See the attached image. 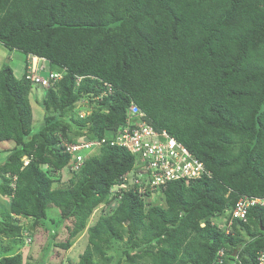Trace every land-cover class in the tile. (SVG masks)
Instances as JSON below:
<instances>
[{
    "label": "trees",
    "instance_id": "trees-1",
    "mask_svg": "<svg viewBox=\"0 0 264 264\" xmlns=\"http://www.w3.org/2000/svg\"><path fill=\"white\" fill-rule=\"evenodd\" d=\"M0 44L45 59L44 75L65 72L50 88L36 87L46 116L35 126L25 59L20 77L9 64L0 69V154H8L0 196L9 202L0 236L25 245L26 233L54 208L51 241L64 225L67 239L58 247L68 250L98 210L77 264L256 263L264 209L251 208L230 234L212 219L241 196L264 197V0H0ZM106 83L113 93L97 102ZM83 99L94 107L87 118L77 114ZM133 103L212 177L170 183L158 198L165 205L128 192L105 210L116 199L114 183L135 162L107 145L54 187L71 164L63 143L116 131ZM0 264H23L22 254Z\"/></svg>",
    "mask_w": 264,
    "mask_h": 264
},
{
    "label": "built area",
    "instance_id": "built-area-1",
    "mask_svg": "<svg viewBox=\"0 0 264 264\" xmlns=\"http://www.w3.org/2000/svg\"><path fill=\"white\" fill-rule=\"evenodd\" d=\"M46 68L49 69V66L45 59L29 55L26 79L33 86L48 89L65 75V72L56 71L44 75ZM105 86L106 90L96 100L113 93L110 84L106 83ZM90 113L91 109L87 107L79 116L83 118ZM107 145L123 148L135 158L132 169L121 175L111 189L112 195L116 197L112 201L113 205H118L128 192H133L146 203H150L159 198L171 182L184 181L189 185L205 176L212 177L205 164L187 147L170 136L166 130H157L149 124L146 114L136 104L130 106L124 124L116 131L111 130L110 134L101 139L92 140L87 136H79L72 143L64 142L63 148L71 156L70 169L79 171L88 156ZM255 207L264 209V197L241 196L234 209L228 212V220L217 218L213 220V225L230 233L234 221L247 222L249 210ZM219 257L218 262L223 263V250ZM255 264H264V251L258 254Z\"/></svg>",
    "mask_w": 264,
    "mask_h": 264
},
{
    "label": "rangeland",
    "instance_id": "rangeland-1",
    "mask_svg": "<svg viewBox=\"0 0 264 264\" xmlns=\"http://www.w3.org/2000/svg\"><path fill=\"white\" fill-rule=\"evenodd\" d=\"M12 53H16L18 56L16 57ZM19 56L22 58L21 61L25 59V57L21 53L17 51L14 52L9 51L7 48H5L0 44V69L4 64H9L11 62L10 64L12 68L15 70L17 76L20 77L21 67H23L24 63H21V67H19L20 70L18 71L15 60L18 58L19 59L18 64H19L20 62ZM30 98L33 107L32 109H33L34 124L35 126H39L44 121V116H46L45 111L41 107V103L44 101V92L41 90H36V88H34ZM0 149L3 148L0 147ZM95 151L97 153V150ZM93 154H91L90 156H93ZM3 155L5 156L3 157L0 154V157L2 156V158L0 159V163L5 161L4 159H6V156L8 154H3ZM27 162L28 159H25V163ZM72 176L73 173L70 171V167L64 168L55 176L60 178V181L58 182L55 180L54 182L55 184L53 186L58 187L67 184ZM156 200L157 203L159 202V204L165 205L164 201L158 198H156ZM106 203H110V202H106ZM7 205H9L7 197L5 198L0 196V220L2 219L1 212L4 210V207H7ZM112 205L113 202L107 205L105 207V210L108 208V206L112 207ZM107 213L108 210L105 211L104 215ZM98 214H99L98 210H96L93 217H91V220H89L88 222L89 227L91 224L95 223V219L97 218ZM58 218H59L58 210L54 208L50 209L48 211V218L44 222H42L43 224H40L39 228H37L36 230L31 231L29 235L28 233H26L25 245H21V247L19 244L21 243L20 241H22V238H19L17 240L14 239L10 240L8 238L0 236V259L5 256H11V255H15L16 253L17 254L21 253L23 257V264H77L79 262L80 256L84 253L88 245L89 227H87V229H85L83 232L79 233V235L72 240V246L68 250H63L60 249V247H58V244L65 242L67 239L68 233L64 225L58 228L59 235L53 241H51L52 240L51 235L55 234V230L53 229L54 227L51 221L53 219H58ZM122 245L123 244H121L120 246ZM107 255L109 257L111 256L115 257V252L108 250Z\"/></svg>",
    "mask_w": 264,
    "mask_h": 264
},
{
    "label": "clouds",
    "instance_id": "clouds-1",
    "mask_svg": "<svg viewBox=\"0 0 264 264\" xmlns=\"http://www.w3.org/2000/svg\"><path fill=\"white\" fill-rule=\"evenodd\" d=\"M12 51L14 52V51H16V50H12ZM12 54H13L14 56H16V57L18 56L16 53H12ZM28 56H29V55H28ZM28 56L25 58L26 63H27V58H28ZM34 56H35V55H34ZM19 57H20V56H19ZM37 57H38V56H37ZM39 58H40V57H39ZM20 59H22V58L20 57ZM18 60H19L18 58L15 60V63H16L17 66L19 65V64H18ZM10 63H11V62H10ZM10 63H9V65H11ZM64 76H65V75H64ZM60 80H61V79H60ZM57 82H58V81H57ZM107 84H108V83H107ZM36 87H40V86H35V88H36ZM40 88H41L43 91L46 90V89H44V88H42V87H40ZM95 100H96V98H95ZM96 101L98 102L99 100H96ZM133 104H134V103H133ZM131 105H132V104H131ZM87 107L91 109V113H90L89 115L83 117V118H87V117H89V116L93 113V111H94V107H90V101H89L88 99H83L82 101H80V102L78 103V105H77V112H78L77 114H78V116H79V113H80L81 111H83V110H84L85 108H87ZM139 109H140V108H139ZM140 110H141V109H140ZM142 112H143V111H142ZM144 113H145V112H144ZM127 114H128V113H127ZM145 114H146V113H145ZM79 117H80V116H79ZM81 118H82V117H81ZM146 119H147V115H146ZM166 131H167V130H166ZM167 132H168V131H167ZM168 133H169V132H168ZM169 135H170V134H169ZM170 136H171V135H170ZM103 137H104V136H103ZM173 138H174V137H173ZM99 139H101V138H99ZM92 140H93V139H92ZM100 150H101V149L97 150V153L93 154V156H90V157H95V156L99 155ZM87 158H89V156H88ZM87 158H86V159H87ZM24 161H25V160H24ZM27 163H28V162H27ZM27 163H25V165H26ZM134 163H135V162H134ZM205 167H206V166H205ZM131 169H132V168H131ZM208 171H209V170H208ZM209 172H210V171H209ZM210 173H211V172H210ZM211 175H212V174H211ZM205 177H206V176H205ZM203 178H204V177H203ZM203 178H201V179H203ZM210 178H211V177H210ZM198 180H200V179H198ZM196 181H197V180H196ZM176 182H178V181H176ZM182 182H184V181H182ZM171 183H173V182H171ZM184 183H185V182H184ZM192 183H193V182H192ZM192 183H191V184H192ZM185 184H186V183H185ZM186 185H187V184H186ZM189 185H190V184H189ZM189 185H188V186H189ZM167 188H168V187H167ZM111 189H112V188H111ZM110 192H111V191H110ZM255 208L263 209V208H261V207H255ZM227 217H228V214H227L226 216H221V217H219V218H222V219H224V220H225V219L228 220ZM219 218H218V219H219ZM214 219H215V218L212 219V222H213ZM222 219H221V220H222ZM203 225L205 226L206 224H205V223H202V226H203ZM233 225H234V224H233ZM204 226H203V227H204ZM232 229H233V228H232ZM223 231L227 232L226 230H223ZM232 232H233V230H232ZM232 232H230V233H232ZM230 233H229V234H230Z\"/></svg>",
    "mask_w": 264,
    "mask_h": 264
},
{
    "label": "crops",
    "instance_id": "crops-1",
    "mask_svg": "<svg viewBox=\"0 0 264 264\" xmlns=\"http://www.w3.org/2000/svg\"><path fill=\"white\" fill-rule=\"evenodd\" d=\"M14 248H15V247H14ZM14 248H13V249H14Z\"/></svg>",
    "mask_w": 264,
    "mask_h": 264
}]
</instances>
